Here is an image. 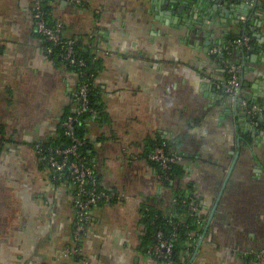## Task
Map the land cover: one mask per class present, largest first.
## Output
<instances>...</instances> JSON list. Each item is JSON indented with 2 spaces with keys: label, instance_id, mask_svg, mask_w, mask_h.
Segmentation results:
<instances>
[{
  "label": "crops",
  "instance_id": "1",
  "mask_svg": "<svg viewBox=\"0 0 264 264\" xmlns=\"http://www.w3.org/2000/svg\"><path fill=\"white\" fill-rule=\"evenodd\" d=\"M80 1L51 0L48 13L92 55L95 112L82 128L99 186L116 198L91 210L80 255L67 254L73 190L36 148L60 139L79 79L46 53L34 1L0 0V264H162L148 253L144 213H168L179 194L204 216L185 264H264V0H235L209 24L210 0ZM244 33L253 47L226 63L258 125L222 91L220 51ZM159 145L180 157L168 184L149 160Z\"/></svg>",
  "mask_w": 264,
  "mask_h": 264
},
{
  "label": "built area",
  "instance_id": "2",
  "mask_svg": "<svg viewBox=\"0 0 264 264\" xmlns=\"http://www.w3.org/2000/svg\"><path fill=\"white\" fill-rule=\"evenodd\" d=\"M33 18L34 26L37 34L42 38L46 53L51 56L57 52L61 61L67 66L74 69V73L79 79V85L72 94L71 100L73 104V115H67L61 122V127L64 130V136L72 142L66 148L59 147L44 149L42 146L36 148L37 155L41 161L47 166L54 178L60 181L67 180L73 190V206L75 210L74 217V233L73 247L67 250L66 253L73 256L80 255L79 243L83 233L87 229V223L91 210L99 205L110 204L115 200L113 193L99 189L96 180V172L93 165L85 163V157L80 153V147L84 145V141L79 139L75 134L76 126L80 124V116L83 114H94L89 101L90 83L92 75L85 70L86 62L76 55V40L63 38L60 28L56 25L49 24L46 19V14L42 5L43 0H33ZM66 3L81 5L80 0H57ZM251 38L244 36L240 39L230 41V44L235 47H244L246 51L250 50L249 43ZM228 81L227 93L235 98L240 91L239 70L235 67L227 68ZM242 105L248 107L247 102L243 101ZM249 112L255 116V125L258 121L264 126V115L257 119L256 107L249 108ZM258 120V121H257ZM149 160L156 166L158 178L163 181H169L170 170L173 165H177L180 157L167 149L164 145L155 146ZM171 181V180H170ZM181 200V201H180ZM187 205L191 215L197 213L198 204L193 198L180 199L179 196L175 199L176 203ZM198 225L201 221L196 220ZM172 232L168 237H165L162 232H157L155 235L156 244L148 249V253L160 260L162 264H175L172 260L173 242L176 240V231L178 225L171 224ZM258 258L264 262V253H260Z\"/></svg>",
  "mask_w": 264,
  "mask_h": 264
},
{
  "label": "trees",
  "instance_id": "3",
  "mask_svg": "<svg viewBox=\"0 0 264 264\" xmlns=\"http://www.w3.org/2000/svg\"><path fill=\"white\" fill-rule=\"evenodd\" d=\"M50 1L51 0H43L42 5H43V8H44V11L46 14L47 21H49V24L54 25V23H52L50 21V17H49V13H48V6L47 5L49 4ZM244 36L249 37V35L247 33H244L240 38H242ZM240 38H238V37L232 38L229 41H234V40H237ZM249 46H250V49L253 47L252 40L249 43ZM229 48H231L232 50L237 49L239 51H242L243 55H245V56H247L246 54H248L244 47H241V48L234 47V45L229 43ZM75 49H76L77 57L83 59L86 62L85 70L87 71L88 74H91L93 76L92 79L89 81V83H90L89 101H90V105H91L92 109H94V111H95L94 98H93L95 69L91 64L92 55L89 54V51H90L89 49H83L78 42H76ZM244 52H245V54H244ZM223 53L225 54V57H226V52L223 51ZM51 56L52 57H59L57 52H54L53 55H51ZM227 58H230V57H227ZM68 68L70 70L74 71L73 68H71V67H68ZM239 77H240V74H239ZM73 104L74 103H72V105ZM72 110H73L72 107L69 108L66 116L67 115H73ZM89 115H91V114H83L79 117L80 118V124L76 126L75 134L79 139L84 141V145L82 147H80V153L83 157H85V163L90 165L91 160H90V157L87 153V148H86L87 142L85 140L84 132H83V128H82L85 119H87V117ZM71 144H72L71 140L64 136V130L62 128L60 139L57 142L52 143V144H48L47 146L43 145L42 147H44V149H47V147H51V148L59 147L60 149H63V148L68 147ZM176 170H177V165H173L171 167V170H170V176H171L170 180H172V178L174 177ZM95 177H96V180L98 183V187H99V189H101L99 186L97 176H95ZM170 180L166 181L164 183L168 184L170 182ZM178 196L180 197V199L187 198L184 194H179ZM197 211H198L197 213H194V215H191L187 205L179 202V203L174 204L173 208L168 213L163 214L161 212H156V211H149V212L144 213L145 218H146L145 222H147V224H148L146 237H147V241L150 243V247H153L156 244L155 235L157 232H162L165 237H168L170 235V233L172 232L171 224L176 223L178 225V228L176 231V240L173 242L172 260L174 261L175 264H185V262H186L184 259L185 253L187 251L188 252L193 251V249L191 247L187 248L186 245L189 241H192L191 233L198 226L196 223V220L199 219L201 221V224L203 223V220H204V216L201 213V207L199 204H198Z\"/></svg>",
  "mask_w": 264,
  "mask_h": 264
},
{
  "label": "water",
  "instance_id": "4",
  "mask_svg": "<svg viewBox=\"0 0 264 264\" xmlns=\"http://www.w3.org/2000/svg\"><path fill=\"white\" fill-rule=\"evenodd\" d=\"M175 2H176V0H174ZM179 1H182V0H179ZM211 2H212V7H211V9L208 11H206V13H205V15H207V18L209 19V17H210V20H207L208 21V24L210 23V21H211V18H212V16H214L215 14H217V13H219V18H220V20L222 21V22H225V17H229V14H230V11L231 10H234L233 8V3L235 2V0H210ZM176 4H178V3H176ZM186 4V2H182V4H180L179 3V6H178V8H176V9H172V13L173 14H176V13H181V11H182V8H183V6L182 5H185ZM240 7H241V9H249V7L248 6H245V5H240ZM174 11V12H173ZM194 17H196L195 15H194ZM232 17H233V19H234V24L236 25V26H238V25H241L242 23L240 22V18H241V15L238 13V12H236V13H232ZM242 35H240V37H241ZM239 36H238V38H240ZM226 41V40H225ZM224 41V42H225ZM230 41H228V43H229ZM225 43H227V41L225 42ZM227 43V45L228 46H226L225 48H227V47H229V44ZM235 47V46H234ZM233 50H235V49H233ZM233 50L231 49V48H228V49H223V50H221L220 51V54H219V59H221L224 63H225V65H227V68H230L231 66L230 65H228L226 62L228 61V59L229 58H227V57H229V54L231 55V53L233 52ZM223 51H225L226 52V57H225V54L223 53ZM227 70L228 69H226V70H224V72H225V76H226V81L224 82V84H223V88H222V91L225 93V94H227L226 93V90H227V81H228V79H227V77H228V73H227ZM229 78V77H228ZM241 90V89H240ZM240 92V91H239ZM238 96H239V94H238ZM238 96L237 97H235V98H233V100H234V103H236V104H240L241 102H242V99H239L238 98ZM217 202L218 201H216V204H215V207L212 209V213H211V215H210V217H209V219H208V223L211 221V218H212V216H213V214H214V211H215V209H216V206H217ZM200 244V243H199Z\"/></svg>",
  "mask_w": 264,
  "mask_h": 264
}]
</instances>
